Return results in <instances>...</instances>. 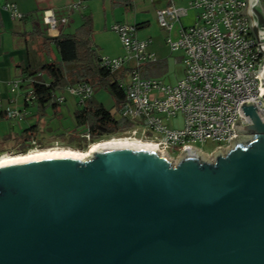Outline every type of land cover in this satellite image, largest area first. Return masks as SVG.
<instances>
[{
    "label": "water",
    "instance_id": "obj_1",
    "mask_svg": "<svg viewBox=\"0 0 264 264\" xmlns=\"http://www.w3.org/2000/svg\"><path fill=\"white\" fill-rule=\"evenodd\" d=\"M240 15L264 99L261 0ZM242 109L253 125L233 124L240 136L214 162L115 148L0 167V264H264V123Z\"/></svg>",
    "mask_w": 264,
    "mask_h": 264
},
{
    "label": "built area",
    "instance_id": "obj_2",
    "mask_svg": "<svg viewBox=\"0 0 264 264\" xmlns=\"http://www.w3.org/2000/svg\"><path fill=\"white\" fill-rule=\"evenodd\" d=\"M166 1L167 5L158 9L156 16L159 27L167 34L170 52L183 53L184 76L176 84L145 77L143 67L160 61L151 51L153 40L139 38L137 25L115 23L111 30L119 36L125 53L117 58L102 57L101 67L117 76L118 87L124 92V99L111 114L126 126L98 137L88 130L80 135L88 147L95 138L115 137L145 142L166 157L171 153H202L196 147L199 143L212 142L219 145L217 148H228L231 139L240 136L233 124L238 120L243 127L254 123L242 109L249 102L255 104V112L264 123L260 80L248 76L259 70L263 55L257 51L259 43L250 31L249 19L240 15L245 0H190L188 7L178 6L177 0ZM80 6V2L75 3L71 10ZM3 9L14 20L25 19L14 3H7ZM190 12L195 14L194 23L181 25L174 36L176 25ZM42 23L49 35L59 25H66L68 18L58 19L52 11H46ZM35 84L50 85L42 73L8 83L14 94L5 109L9 120L19 123L23 119L19 107L24 106L16 105L18 98L27 105L37 102ZM1 91L0 81V95ZM94 93V86L88 82L67 85L52 93L48 106L59 107L69 99H76L83 107ZM28 145L29 150L41 146L36 139H31Z\"/></svg>",
    "mask_w": 264,
    "mask_h": 264
},
{
    "label": "crops",
    "instance_id": "obj_3",
    "mask_svg": "<svg viewBox=\"0 0 264 264\" xmlns=\"http://www.w3.org/2000/svg\"><path fill=\"white\" fill-rule=\"evenodd\" d=\"M107 1L111 4L110 10L112 12L118 10L115 7L126 8V6H130L134 8L135 4V0ZM189 1L177 0L176 2L178 6L185 7L184 5L189 3ZM77 2L81 3L80 8L71 10V6ZM153 2L156 4L157 10L167 5L166 0H153ZM7 3L16 4L19 11L25 15V19L14 20L10 13L3 9ZM87 5V0H0V81L2 83L0 95V153L15 149H28L30 140L24 141L28 137L36 139L40 144H44L47 140H63L70 144H77V142L69 140V138L73 139L89 130L86 126H79L77 123L76 115L83 111L85 107H81L76 99H69L65 105L59 107H38L37 102L27 105L22 98H18L16 105L24 106L19 107L23 110V119L16 123L9 120L5 114L6 107L10 104V100L14 98V94L8 86L9 82L30 76L32 73L39 71L40 67L46 63L61 61L56 47L54 45L49 47V44L47 46L45 38H55L60 34H75L83 24V18L88 15H91L93 19L94 36L96 22L93 14L87 13ZM261 6L264 9V0H261ZM46 11H52L58 19L68 18V23L59 25L56 30L48 35L47 27L42 23V16ZM125 11L127 10L125 9ZM78 14L81 17V21L77 19ZM114 19L117 18L114 17ZM194 20L195 14L190 12L181 23L176 25L173 35L177 36L181 25H192ZM105 22V28L100 33L108 30L113 32L108 16H106ZM115 23H123V20L118 18ZM145 23L149 22L137 19L134 24L130 25H137L139 34ZM31 29H33V34L30 32ZM160 30L156 36L141 38H151L153 40L151 51L155 52L160 59L156 65L144 66L142 72L145 77L155 79H161L159 76L162 73H166L168 76H165L162 80L166 83L176 84L184 76L183 53H171L166 44L167 34L164 30ZM113 33L117 35L115 32ZM31 37L33 41H30ZM117 37L120 42V48L124 51L120 38L118 35ZM93 40L101 58H117L124 55V52L122 53L121 51H111L103 36H100L99 40L95 39L94 36ZM165 49L170 54H176L177 56L166 61L167 54ZM43 79L47 82L49 81L46 75H43ZM94 88L95 93L92 99L96 105H103L111 112L118 107L108 90L102 86H95ZM101 90L109 94V96L104 95L105 98L108 96L112 101L109 108L95 99V96H98V92ZM32 128H36V130L31 131Z\"/></svg>",
    "mask_w": 264,
    "mask_h": 264
},
{
    "label": "trees",
    "instance_id": "obj_4",
    "mask_svg": "<svg viewBox=\"0 0 264 264\" xmlns=\"http://www.w3.org/2000/svg\"><path fill=\"white\" fill-rule=\"evenodd\" d=\"M45 43L47 46L49 44V47L50 45L56 47L61 61L46 63L40 67L39 71L31 74L34 76L42 73L49 78L50 85L47 87L40 84L34 85L38 107H48L54 91H60L67 85L79 82H88L94 87L102 86L113 96L117 106L121 104L125 95L118 87L117 76H111L101 67V57L93 40L91 15L83 18V24L75 34H60L55 38H45ZM83 107H85L84 110L76 115L77 123L79 126H86L95 137L112 134L126 126L103 105H96L93 99ZM34 130L36 128L31 129V131ZM29 140L31 137L24 139V141ZM23 149L27 150V148Z\"/></svg>",
    "mask_w": 264,
    "mask_h": 264
},
{
    "label": "rangeland",
    "instance_id": "obj_5",
    "mask_svg": "<svg viewBox=\"0 0 264 264\" xmlns=\"http://www.w3.org/2000/svg\"><path fill=\"white\" fill-rule=\"evenodd\" d=\"M88 1V5H87V13L93 14L95 22H96V29L94 36L95 39L97 38V40H99L100 36H103L105 41L108 43V46L110 48L111 51L114 52H118L121 51L122 53L124 52L121 48H120V42L119 39L117 37V35H115L113 32H111L110 30H108L107 32H103L100 33L101 30H104L106 22H105V18L106 16H108L109 18V24H111L110 26L112 27L116 20L118 18H121L123 20V23H127V24H134L136 22V20H146V22L149 23H145L143 24V29H141L139 31V37L140 38H145V37H152V36H156L157 33H159L161 30V28L159 27L158 24V20H157V16H156V11H157V7L156 4L153 2V0H135V4H134V8H131L130 6H126V8L124 7H115V9H118L114 12H112V10H110L111 8V4L110 2H108L107 0H87ZM107 1V2H106ZM79 3V2H77ZM185 7H188V3L184 5ZM125 9L127 11H125ZM193 13V12H191ZM117 18V19H114ZM81 21V17L78 14V18ZM31 34H33V29L30 30ZM160 35V34H159ZM93 36V37H94ZM33 38L31 37L30 41ZM166 61H169L171 58L176 57V54H170V52L168 50H166ZM125 53V52H124ZM166 72V71H165ZM167 77L168 74L166 73H162L161 76H159V78H164ZM98 96H95V99L97 101L102 102L106 107H110V104L112 103V101L109 99V94L104 92V91H100L98 92ZM104 95H108L106 96V98L104 97ZM118 117V115H117ZM138 138H140V136H138ZM108 139V138H105ZM110 139V138H109ZM116 139V138H115ZM69 140H74V142H77V144H70L67 143L66 141H55V140H47L44 144H40L41 146L39 148L33 149V151H42V150H50V149H57V148H61V149H69V150H76V151H81L84 152L88 149V144L87 142H85L84 140H82L80 138L79 135H77V137H74L73 139L70 137ZM100 140H102L101 138H95L93 139V142H99ZM104 141V140H103ZM133 142V141H132ZM219 145L216 143H212V142H207L204 144H197V150L202 151V153H200L202 155V157L206 160V161H210V162H214L216 157L218 155H226L228 150L230 149V147L228 148H217ZM83 149V150H82ZM32 150L27 149L26 151L24 149H15L12 151H8L6 152L7 154H3L0 153V157L4 156V155H8V156H22V155H26L30 152H33ZM183 157L182 154L179 153H171L169 155H167V159L169 161H171L174 165H176L179 160Z\"/></svg>",
    "mask_w": 264,
    "mask_h": 264
},
{
    "label": "bare ground",
    "instance_id": "obj_6",
    "mask_svg": "<svg viewBox=\"0 0 264 264\" xmlns=\"http://www.w3.org/2000/svg\"><path fill=\"white\" fill-rule=\"evenodd\" d=\"M133 141V142H132ZM115 148H130V149H147L156 151L153 146L141 141H135L132 139H118L115 137L110 139L101 140L99 142L91 143L88 149L84 152L69 150V149H50V150H42V151H33L28 154H24L22 156H8L4 155L0 157V167L15 163H20L29 160H39L60 156H71L76 159H80L82 161L88 160L94 152L103 151L106 149H115Z\"/></svg>",
    "mask_w": 264,
    "mask_h": 264
},
{
    "label": "flooded vegetation",
    "instance_id": "obj_7",
    "mask_svg": "<svg viewBox=\"0 0 264 264\" xmlns=\"http://www.w3.org/2000/svg\"><path fill=\"white\" fill-rule=\"evenodd\" d=\"M3 154H7V153H3Z\"/></svg>",
    "mask_w": 264,
    "mask_h": 264
}]
</instances>
